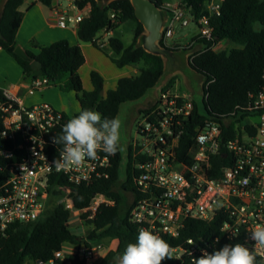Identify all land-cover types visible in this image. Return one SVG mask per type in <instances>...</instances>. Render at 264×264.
<instances>
[{"label": "built area", "instance_id": "1", "mask_svg": "<svg viewBox=\"0 0 264 264\" xmlns=\"http://www.w3.org/2000/svg\"><path fill=\"white\" fill-rule=\"evenodd\" d=\"M77 1L57 0L51 5L56 27L67 29L89 17L91 7L81 8ZM225 1L209 0L205 13L199 17L180 0L167 1L161 9L168 16L162 30L164 45L172 46L169 39L174 37L177 24L188 27L192 21L199 27L194 37L213 41L211 20L221 14ZM220 43L213 46L215 51ZM196 45L198 43L193 41L186 46L191 51L189 60L200 53ZM49 86L48 79L38 78L32 83L29 94L34 95ZM4 95L7 100L0 102L3 134L16 144L20 154L19 160L4 168L7 178L0 186V238L7 237L15 223L40 220L49 210L50 197L57 199L55 206L63 205L74 215L87 214L86 220L94 219L103 205L114 206L115 201L97 193L88 208L77 210L73 195L77 187H90L110 179L116 155L101 151L97 159L86 161L82 167L57 172L51 166L59 158L62 145L53 144L52 138L62 134L67 123L65 112L50 103L26 105L9 92ZM251 98L249 107L243 111L247 116L237 122L234 138L226 140L224 128L235 118L224 123L207 121L196 129L194 143L186 153L188 161L184 162L179 159L178 150L195 101L173 85L161 89L153 105L140 113L138 135L141 141L131 146L134 167L139 172L135 183L141 194L134 203L131 223L161 237L179 238L187 220L211 222L224 215L226 221L220 230L224 239L232 245L244 244L264 264V249L255 248L251 238L254 230L264 228V87ZM0 156L10 160L17 155L0 151ZM56 176L64 178L66 184L53 185ZM113 242L91 246L65 244L54 259L39 260L35 264H72L71 257H77L83 264H99L114 249ZM217 244L219 239L208 243L204 237L190 238L186 248L173 249V256L185 257L193 264L203 250L209 253L217 250Z\"/></svg>", "mask_w": 264, "mask_h": 264}, {"label": "trees", "instance_id": "2", "mask_svg": "<svg viewBox=\"0 0 264 264\" xmlns=\"http://www.w3.org/2000/svg\"><path fill=\"white\" fill-rule=\"evenodd\" d=\"M44 6H51L53 0H38ZM160 9L170 0H153ZM196 17L205 13L209 0H180ZM26 0H6L0 18V48L10 54L24 69L26 80L34 82L38 78H46L53 86L62 92L76 93L81 110L91 109L102 114V117L113 118L120 115L124 103L135 102L144 98L149 91L155 89L166 73L165 60L161 55L153 54L140 44L145 29L136 16L132 0H115L103 4L99 0H78L79 7L90 6L88 18L79 23L78 37L82 43H91L109 57L119 68L136 67L139 73L132 77H122L117 87L104 94L105 81L98 71L90 74L94 86L92 91L84 88L80 70L86 64V58L80 44L73 45L69 40L56 41L42 45L33 40L31 47L38 51L27 50L34 61L42 64L41 69H34L31 61L24 60L16 53L19 46L17 40L24 13L20 8ZM115 15V18L112 17ZM134 24V39L132 45L117 36L108 40V48L98 39V34L116 31L121 25ZM213 41L202 40L199 36L193 41L204 47L193 60H188L189 66L204 78L203 112L195 102L193 115L186 124V133L178 150L181 161L187 162L186 153L192 147L196 129L207 121L216 120L222 123L232 120L224 128V138H234L237 122L246 115L244 109L252 102L251 96L257 95L264 87V0H226L221 8V14L211 20ZM260 27V28H259ZM222 41H231L239 47L232 50L215 51L213 46ZM164 45V44H163ZM175 48H179L175 46ZM174 51H177L173 49ZM110 51V52H109ZM189 51V49H187ZM170 80L167 88L171 87ZM3 90H0V102L6 101ZM66 114V120L77 116ZM235 113V114H234ZM0 112V151L15 152V158L6 160L0 156V186L6 182L4 168L7 164L19 160L16 144L4 137V124ZM247 116V115H246ZM110 169V179L98 181L94 186L75 188L73 195L75 208L83 210L90 206L95 194L105 196L115 201L114 206L103 205L94 219L87 220L91 226L87 237L75 235L71 230L72 212L63 205L50 208L36 222H18L12 225L7 237L0 238V264H35L37 261H50L55 258L65 244L91 246L94 243L114 240L116 246L110 250L99 264H113L114 257L123 253L128 243L136 241L139 227L130 222V216L135 201L141 196L135 183L138 170L134 167L132 148H129L126 179L121 188L120 168L123 164V153L117 151ZM218 164V163H217ZM53 185L66 184L64 178L56 176ZM126 194H132L134 201L128 204ZM83 218L87 214L82 215ZM226 221L224 215L216 217L211 222L189 219L185 223L179 238L162 237L173 249L186 248L188 239H207L213 243L219 239L217 250L230 242L221 233ZM174 257V256H173ZM72 264H83L77 257H71ZM62 264H67L63 262ZM162 264H191L183 259H166ZM257 264H263L257 258Z\"/></svg>", "mask_w": 264, "mask_h": 264}, {"label": "crops", "instance_id": "3", "mask_svg": "<svg viewBox=\"0 0 264 264\" xmlns=\"http://www.w3.org/2000/svg\"><path fill=\"white\" fill-rule=\"evenodd\" d=\"M56 1L57 0H53L52 4H55ZM5 2L6 0H4V3ZM3 7L4 6H2V10ZM20 11L24 13V19L21 23L17 40L20 44L19 46L23 47L24 49L33 50L35 53H38V51L31 47L33 40L42 45H49L58 40L61 41L66 39L69 40L73 45L80 44L82 46L81 48L86 58V64L79 72L83 80L84 88L86 87L85 78L87 79V82H89L87 91H92L94 89L90 74L95 70L98 71L104 78L105 96L109 90L115 89L117 87V83L120 78L127 76L132 77L139 73V70L136 67L126 66L124 68H119L109 57H107L102 51L98 50L93 44L82 43L79 40L77 33L78 25H71L67 29H59V27H56L51 6H44L39 3L38 0H26L24 5L20 8ZM163 14L166 24L168 16L166 13ZM148 34L149 32L145 30L143 35ZM113 36L120 37L123 40L120 27L114 32H107V30H103L98 34L97 37L101 43H104V47L107 49L109 47L108 40ZM228 42L231 41H222L220 46L223 43L227 44ZM157 43L162 47L160 41ZM140 44L144 46L142 38L140 39ZM23 69L24 68L14 58H12L9 53L0 48V90H3V92H9L11 96L21 100L26 105L34 106L41 103H50L66 114L69 113L70 109V103L67 102V97L70 96L79 107L78 111L74 112V114L81 111V106L76 98V93L62 92L57 86L51 85L46 89L35 93L34 95L29 94V90L33 82L26 80ZM172 79H174L172 85L175 86L176 89L182 93L187 92L182 86L179 75L176 73L169 77L165 86H167L168 82H170ZM115 246L116 242H113L112 247L115 248Z\"/></svg>", "mask_w": 264, "mask_h": 264}, {"label": "clouds", "instance_id": "4", "mask_svg": "<svg viewBox=\"0 0 264 264\" xmlns=\"http://www.w3.org/2000/svg\"><path fill=\"white\" fill-rule=\"evenodd\" d=\"M119 116L102 117L96 110L83 109L63 126L62 134L54 136L52 143L62 145L59 158L53 161L57 172L82 167L86 161L98 158L103 151L113 155L122 151ZM255 248L264 249V228L251 233ZM194 242H192L193 244ZM173 247L158 234L148 229L138 231L136 241L128 243L122 254L114 257L113 264H162L173 259ZM193 264H257L256 254L244 244H226L212 253L202 251Z\"/></svg>", "mask_w": 264, "mask_h": 264}, {"label": "rangeland", "instance_id": "5", "mask_svg": "<svg viewBox=\"0 0 264 264\" xmlns=\"http://www.w3.org/2000/svg\"><path fill=\"white\" fill-rule=\"evenodd\" d=\"M112 0H101L100 2L103 4H109ZM4 0L0 1V18L2 13V6ZM163 12V11H162ZM164 13V12H163ZM143 16L146 17L149 23H157L158 19L155 17V14L150 12H143ZM165 23L164 26L165 27ZM134 24L131 22L125 23L120 26V30L122 32L123 40L127 45H131L134 39V32H133ZM162 27V30H163ZM199 27L192 21L190 26L182 27L181 25L177 24L175 28L176 33L173 38L169 39L171 47H166L163 42V39L160 41V44L163 45V48H167L171 50L170 53L162 54V57L165 60L166 64V73L163 75L159 85L155 89H151L149 93L142 99L135 101L124 103L122 105L120 111V119L122 121V126L120 129V143L123 147V164L122 168H120V181L117 185L118 188H121L122 183L126 179V168L128 165V154L129 148L134 145L136 142L141 141L140 136L138 135V123L141 122L140 113L153 105V103L158 98L161 89L165 86L166 82L168 81L169 77L176 73L179 75V78L182 82V86L186 89V93L191 95L194 98V101L198 104V107L203 112V101L205 99L203 84L204 78L199 73L195 72L188 63L189 54L191 51H187V45L193 42L194 36L198 33ZM161 30V31H162ZM144 36V35H143ZM142 36V41H143ZM175 46H183L182 48H175ZM195 46V45H194ZM239 47L235 43L228 42L227 44L223 43L221 46L218 47V51L222 50H232L234 48ZM173 49L177 50L174 51ZM204 50V47L201 45H196V51ZM85 89L89 87V82L85 78ZM169 83V82H168ZM66 98V97H65ZM66 101V99H65ZM67 102L70 103L69 115L73 116L74 112L78 111V105L74 102L73 98L68 96ZM59 110V109H58ZM126 199L128 204L133 203L134 197L132 194H126ZM57 204V199L51 198L49 199L48 207L49 209L55 207ZM75 213L72 212L71 214V230L74 232L75 235L81 237H87L90 233L91 226L87 224V220L82 217V213L78 215H74ZM107 245H109L110 241H104ZM112 245V243H111Z\"/></svg>", "mask_w": 264, "mask_h": 264}, {"label": "water", "instance_id": "6", "mask_svg": "<svg viewBox=\"0 0 264 264\" xmlns=\"http://www.w3.org/2000/svg\"><path fill=\"white\" fill-rule=\"evenodd\" d=\"M132 5L135 8L137 18L144 25L145 30L149 32L148 35L143 36L144 47L147 49V51L161 56L162 54L170 53L171 50L163 48L157 43L163 39V34L161 30L164 26L165 18L162 10L158 6H156L153 0H132ZM143 12H150L155 14V17L158 19V22L156 24L149 23L146 17L143 16ZM16 53L24 60L31 61L34 69L38 70L42 68V64L38 61L32 60L27 50L23 47L17 46Z\"/></svg>", "mask_w": 264, "mask_h": 264}]
</instances>
